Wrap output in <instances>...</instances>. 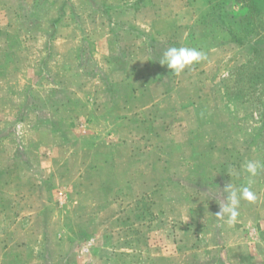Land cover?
Returning a JSON list of instances; mask_svg holds the SVG:
<instances>
[{
  "label": "crops",
  "instance_id": "1",
  "mask_svg": "<svg viewBox=\"0 0 264 264\" xmlns=\"http://www.w3.org/2000/svg\"><path fill=\"white\" fill-rule=\"evenodd\" d=\"M120 1L119 31L105 41L77 37L80 23L50 35L70 52L95 47L78 57L81 70L62 75L75 87L59 86L56 72L16 71L27 56L0 24V264H264V172L251 178L256 200H241L235 223L215 215L227 184L247 185L245 162L264 163L235 129L251 104L229 102L223 85L250 63L246 48L264 39V0L225 12L229 29L211 23V7L234 9V0H203L205 13L196 0L175 10L142 0L129 13ZM109 39L120 50L112 62L126 72L107 64ZM173 46L207 60L179 76L151 65ZM95 57L101 70H87ZM66 61L77 66L73 56Z\"/></svg>",
  "mask_w": 264,
  "mask_h": 264
},
{
  "label": "rangeland",
  "instance_id": "2",
  "mask_svg": "<svg viewBox=\"0 0 264 264\" xmlns=\"http://www.w3.org/2000/svg\"><path fill=\"white\" fill-rule=\"evenodd\" d=\"M100 1H102L105 6L100 7ZM141 1L142 0H122V5H128L127 12L129 13L140 6V4H142ZM165 3H167V10H175L176 7H179V0H166ZM196 4L201 10V13H205L206 5L204 4V1L196 0ZM120 5V0L0 1V24L4 26L7 24L9 25V30L12 34V37L15 38L14 45L16 49H18L22 55L27 56L26 64L22 67V69L16 71H21L20 73L22 75L25 74L27 78L31 77L34 72L41 73V75H47L51 72H56V74H58V80H62V83H58L59 86H77L79 83L76 82L75 79L73 82H69L66 79H62V75L67 73L69 70H81L84 64L81 63V59L79 60L78 57L82 54H85L86 57V55L90 53V50L94 49L95 47L77 45L74 47V50L70 52V46L65 44L62 39H59L54 47L50 44L49 37L50 35L53 36L59 33V31L54 33L55 28L53 26V22L60 16V14L63 13L65 14L61 18L63 23L70 22L73 24L80 23L84 25V27L74 30V34L77 37L82 36L84 33L86 38H92L91 42L94 41L93 37L97 36H101V38L105 36L101 39L105 41L107 37H112L114 35L113 28L117 30V27H113V25L115 23L117 24V19H119L121 16L120 10H118ZM262 6L264 10V3ZM49 10L50 12H48ZM105 10L107 12H105ZM147 19L148 18H144V21L146 22ZM58 25H60V22ZM83 30L85 32H83ZM118 31L119 30H117L116 33H118ZM61 33V36L67 34L64 29ZM113 39L108 40V42L112 44L102 47V49H105L106 51H109V48L111 47V53H107L110 56L107 64H115L117 67H121L122 72H126L124 65L118 61L112 62L115 52L117 50L120 51L119 48L114 47L112 41ZM130 49L131 48L129 45L123 48L127 54L131 51ZM141 54H143V52ZM71 56L75 57L76 59L75 65L77 66L74 69H72V65H70V63L68 66L63 65L67 62V57ZM101 65L103 64L99 57H95L92 61L85 62L87 70L92 71L101 70ZM109 69H111L110 71H114V66L112 68L108 67L106 70H103L106 72ZM230 85L234 92H239L241 90L245 94L247 102L251 104L253 109L249 116L240 118L236 121V132L243 134L251 146L253 148H257L264 158V79L258 83L256 82L255 84H250L247 86L242 80H237L235 77H233ZM234 161L237 163L239 161L238 157H234ZM233 171V173H235V181L239 180L240 169L234 167ZM62 198L63 201L67 199L64 195ZM130 198L132 199V195ZM129 202L130 200H125V204ZM133 207L134 206H131L128 209H134ZM124 260L126 261L125 263H129V261L126 259Z\"/></svg>",
  "mask_w": 264,
  "mask_h": 264
},
{
  "label": "clouds",
  "instance_id": "3",
  "mask_svg": "<svg viewBox=\"0 0 264 264\" xmlns=\"http://www.w3.org/2000/svg\"><path fill=\"white\" fill-rule=\"evenodd\" d=\"M207 60V55L191 47H169L164 53L159 63L162 66H167L173 75H181L185 69L190 68L192 65ZM244 170L249 174L247 185H241L239 188L235 187L232 183L225 186L224 191L228 193L227 203H219L220 211L215 215L217 218H227L226 222L231 225L236 222L239 216V206L241 200L254 202L256 196L252 191V184L254 181L252 177H257L264 172V163L259 160H248L243 165ZM233 172L229 175L232 176Z\"/></svg>",
  "mask_w": 264,
  "mask_h": 264
},
{
  "label": "trees",
  "instance_id": "4",
  "mask_svg": "<svg viewBox=\"0 0 264 264\" xmlns=\"http://www.w3.org/2000/svg\"><path fill=\"white\" fill-rule=\"evenodd\" d=\"M239 1L240 0H234V3H233L234 9L232 8L233 6H230V8H227V9H224V7H221L218 5L211 7L213 10L210 15L211 23H213L214 26L218 27L219 29H229V25L227 24L226 20H224V13L227 12V14H229L232 11L234 12V10L236 9H240L241 6L239 4L240 3ZM99 5L100 7L105 6V4L102 3V1H100ZM105 12L107 11L105 10ZM237 12H239L237 14H242L240 13V10H237ZM64 15L65 14L63 13L60 14V16L53 22V26L55 28L54 33H57L58 29L63 24L61 18ZM59 22H60V25H58ZM251 37H253V34H251ZM251 42L252 41H250V43ZM11 43H13L12 45L14 46V40H12ZM246 49L248 50L249 54L252 57L251 61L250 63L246 65V67L243 66V67L236 68L233 73V77H235L237 80H242L243 83H245L248 86L250 84H255L256 82L258 83L264 79V39L256 40V43H253V45L249 46ZM159 60H160V56L158 55L155 58V61H152L151 65L158 67L159 65H161L159 63ZM232 79L233 78L223 81V85L225 88L226 97L228 101L232 103H236V104L241 103V102H247L245 94L241 90L239 92L233 91L230 85V82ZM136 209L138 211H144L145 207L137 206L131 211H135ZM174 227L176 228L177 226L174 225Z\"/></svg>",
  "mask_w": 264,
  "mask_h": 264
}]
</instances>
